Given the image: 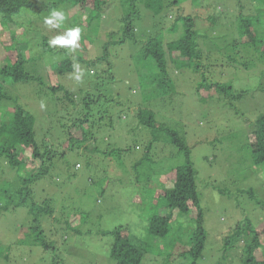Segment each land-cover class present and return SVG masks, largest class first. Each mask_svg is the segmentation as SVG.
Returning a JSON list of instances; mask_svg holds the SVG:
<instances>
[{"label":"rangeland","instance_id":"374dc122","mask_svg":"<svg viewBox=\"0 0 264 264\" xmlns=\"http://www.w3.org/2000/svg\"><path fill=\"white\" fill-rule=\"evenodd\" d=\"M31 1L36 5H43L60 0ZM242 1L249 8L250 3ZM123 3L120 0L108 1L103 16L97 20L100 23L96 32L92 29L98 25L97 21L91 23L90 27L86 26L91 9L88 8L81 14L82 21L78 23L82 26L84 22L83 26H86H82L80 32V39L84 44L78 40V47L73 49L69 45L67 49L74 63L84 73L80 81L74 79L77 70L60 76L56 72H48L50 68L55 71L52 68L60 59L55 54H48L37 65H33L35 74L42 77L41 87L26 83L6 85L7 94L36 117V125L43 129H39L40 136L44 135V130L56 132V136H46L45 141L54 142L51 143L55 146L54 149L59 150L62 148L57 146L58 142L65 143L56 131L58 120L52 118L53 115L57 116V109L56 104L51 101L53 99L50 100L47 95L50 87L63 86L69 90L80 105L77 109L83 106V98L92 97L86 124L91 141L80 144L75 151L66 150L60 159L55 160L47 176L38 184L36 192L35 199L51 197L54 201L56 215L47 221L45 228L46 240L58 242V252L49 254L40 247L18 245L17 250L11 252L8 264H54L53 255L61 258L65 264H87L84 261L87 259L90 260L89 264H111L106 259L109 242L98 235L97 231L110 230L128 221L133 230H138L139 225L144 224L138 231L139 234L145 235L148 232L149 214L146 210H134L135 199L146 191L153 194L156 189H161L158 185L163 183L165 173L181 165L185 157L166 137L165 132L159 131L154 138L150 128L139 127V110L155 112L158 127L177 133L191 149L207 232L205 257L201 264H217L222 258L220 250L223 239L238 224L247 219L255 225L264 221V206L244 193L252 188L264 204V165L255 163L246 143L251 124L257 115L264 112V59H257L255 66L245 70V66L240 63L237 65L243 67L241 69L225 64V59L215 53L207 54L203 67L196 74L190 68L171 66L169 74L177 85L176 95L154 99L157 96L155 87L146 84L152 75L151 65L148 61L141 62L134 57L138 51L131 44L110 49L112 69L109 73H104L105 64H97L91 68L89 66L92 59L103 54V47L108 41L107 34L123 28L122 18L126 9ZM236 6L234 0H188L184 8L186 13L197 18V29L202 34L219 39L227 35L226 29L211 26L208 7L217 13H228V32L234 38L235 25H238L235 18L238 14ZM57 10L65 14V20L59 25L66 30V21L78 14V8L67 3L59 5ZM44 12L45 10L42 15L37 14L39 21H42L41 17H50L51 13L45 16ZM177 12V7L169 10L170 16L168 19L163 18L157 30L152 29L150 14L143 12L137 25L139 32H142L139 38L146 42L148 38L155 37L157 31H161L165 47L169 42L178 40L182 29L177 33L170 31ZM4 31L0 25L1 42L8 40ZM16 32L19 33L17 28ZM66 32L67 30L63 34L65 37ZM28 37L31 35L28 34ZM40 43L35 39L32 51H40ZM21 54L26 57L23 51ZM78 56L86 57L84 64L78 61ZM3 66V58H0V67ZM203 76L209 82L233 84L237 90H245L246 94L236 103L227 102L222 95L218 96L214 92H208L210 98H205L206 95L198 91V84ZM38 92H43V95H37ZM9 102L11 101L7 103ZM40 136L38 135V140L42 141ZM148 147L151 152L147 155L148 161H145ZM139 162L141 165L135 170L134 166ZM139 174L141 177L137 180ZM7 176L9 178V173ZM134 181L135 185H132ZM5 182L8 183V180ZM150 199L151 195L147 197L148 203ZM73 210L85 218L76 219L75 222L81 226L84 224L83 231L92 230V235L80 238L75 232L64 228ZM27 215L28 208L23 206L16 212L0 213V242L3 245L17 244L15 242L25 238L21 227L27 224ZM184 220L186 221L185 218ZM184 224L180 219H175L171 227L175 232L182 231ZM49 231H53V235ZM234 254L240 260L244 259V246L236 249ZM148 256L151 257H146L144 264H164L162 257ZM239 262L238 264H243ZM229 263L232 264L230 260ZM0 264L7 263L0 261Z\"/></svg>","mask_w":264,"mask_h":264},{"label":"trees","instance_id":"16d2710c","mask_svg":"<svg viewBox=\"0 0 264 264\" xmlns=\"http://www.w3.org/2000/svg\"><path fill=\"white\" fill-rule=\"evenodd\" d=\"M108 1L60 0L36 5L31 0H0V25L5 29L4 35L8 38L7 41H0V58H3L4 62V66L0 67V180L2 182L0 184V203L2 204L0 213L3 211L16 212L22 206L28 208L27 224L21 227L25 238L11 245H3L0 242V261L3 263H9L11 252L17 250L18 245L29 248L40 247L49 254L58 252V242L46 240L45 228L47 221L56 215L54 201L51 197L37 200L35 199L36 192L38 184L47 176L55 160L60 159L66 150L75 151L80 144L84 145L91 141L86 124L89 118L87 112L92 102V97L87 96L82 99L83 106L77 109L80 105L69 90L63 86L50 87L47 95L50 100L53 99L51 101L56 104L57 109V116L53 115L52 118L55 121L58 120L56 131L65 143L64 145L58 142L57 146L62 148L59 150L54 149L55 146L51 144L54 142L45 141L46 136L52 134L56 136V132L44 130V135L40 136L39 129H43L36 125V117L18 100L7 94L6 85L26 83L41 87L42 77L35 74L33 65H37L48 54H55L60 58L56 66L52 68L55 71L50 68L48 72L51 71V74L56 72L59 76L73 73L76 70V64L67 51L69 46H52L50 40L63 36L70 28L79 27L82 30L84 22L82 26L78 22L82 21L81 14H84L88 8L91 12L86 20L88 21L86 26L90 27L91 23L103 16ZM120 1L124 2L126 7L122 18L123 28L107 34L108 41L103 47V54L92 59L89 66L91 68L97 64H105L104 73H109L112 69L109 59L110 49L131 44L134 46L133 49L138 51L134 57L141 62L148 61L151 65L152 75L146 84L155 87L157 96L154 99H165L176 95L177 85L169 74L171 66L179 67V69L181 67L190 68L196 74L203 67L207 54L215 53L221 59H225V64L234 65L239 69L243 68L237 65L240 63L245 66V70L255 66L257 59H264V0H246L250 3L249 8L242 0H234L238 9L235 17L238 25H235L234 38L228 32L227 21L229 19H226L228 13L226 11L217 13L216 10L212 11L208 7L211 13L209 17L211 26L226 29L227 35L219 39L206 33L202 34L197 29V18L185 12L184 6L188 0ZM67 3L73 7L76 6L78 14L66 21V30L61 25L46 24L44 17H41L42 21L37 19L38 15H42L43 10H45V16H49L52 11L59 8V5ZM176 7L178 12L175 14L170 31L177 33L182 29L178 40L169 42L165 47L164 34L161 31H157V35L148 38L146 42L139 38L142 32H139L137 25L142 19L143 12L150 14L153 21L152 29L157 30L163 18L168 19L170 16L169 10ZM78 17H80L79 20ZM96 23L98 25L92 29L93 32L98 31L97 27L100 22ZM16 28L19 33L16 32ZM28 34L31 37H28ZM80 38L79 41L84 44ZM35 39L39 40L42 46L38 52L32 51L31 48ZM19 44L22 46L20 47ZM22 51L26 57L22 56ZM85 59L86 57L78 56V61L83 64ZM198 91L204 93L205 98H210L208 92H214L218 96L222 95L227 102L231 103L243 99L246 94L245 90H237L233 84L209 82L205 76L198 84ZM37 95H43V92H38ZM8 101L11 102L7 103ZM82 113L84 114L80 115ZM137 116L139 127L150 128L154 138L159 131L165 132L166 137L178 147L179 152L184 153L185 159L181 165L165 173L163 183L160 182L158 185L161 189H156L153 194H148L146 191L140 198L135 199L134 210H146L149 214V228L145 235L138 233L144 224L139 225L138 230H133L128 221L110 230L97 231L98 235L109 242L106 259L111 264H144L146 257H151L148 255H158L159 258L162 257L164 264H201L205 257L207 232L201 197L197 188V172L191 160V149L185 143L184 138L177 133L161 126L158 127L156 114L152 110H139ZM38 135L42 141L38 140ZM246 143L255 163L264 165V112L257 115L251 124ZM63 148L64 152H62ZM150 152V147H148L144 157L145 161H148L147 155ZM140 165L141 162L135 164L134 169L138 170ZM7 173H9V178ZM140 177L139 174L137 180ZM5 180H8V183ZM129 185L131 186V183ZM132 185H135V181ZM244 193L250 199L257 200L262 207L264 206L263 201L256 196L252 188ZM150 195L151 199L148 203L147 197ZM74 210L64 228L72 233L75 232L80 238L92 235V230L83 231L84 224L81 226L75 222L76 219L85 218ZM175 219H180L185 223L182 231L176 230L175 232L172 229V222ZM49 232L51 235L54 233ZM222 243L223 247L220 250L222 258L217 264H230L229 260L232 264H238L239 261L243 264H264V221L255 225L247 219L246 222L238 224L227 233ZM243 246L244 259L240 260L234 251ZM80 259L84 260L81 257ZM52 260L54 264H65V261L54 255ZM84 261L87 264L90 263L89 259Z\"/></svg>","mask_w":264,"mask_h":264},{"label":"clouds","instance_id":"9594fccd","mask_svg":"<svg viewBox=\"0 0 264 264\" xmlns=\"http://www.w3.org/2000/svg\"><path fill=\"white\" fill-rule=\"evenodd\" d=\"M65 20V14L61 11L54 10L51 12L50 17L46 18L45 23L52 26H58ZM80 28L74 27L67 30V37L65 36H57L50 40V45L52 46H69L71 45L73 49L78 47V40L80 38ZM76 74H74V79L77 81L81 80V75H83V71L79 65H75ZM43 106V105H42ZM81 166H79L80 168Z\"/></svg>","mask_w":264,"mask_h":264}]
</instances>
